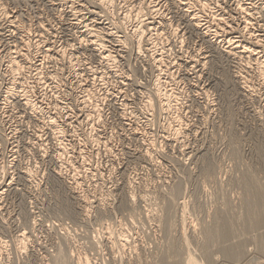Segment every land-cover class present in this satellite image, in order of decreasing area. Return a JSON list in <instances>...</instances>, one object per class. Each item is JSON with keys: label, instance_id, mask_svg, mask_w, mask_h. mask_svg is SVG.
I'll use <instances>...</instances> for the list:
<instances>
[{"label": "rangeland", "instance_id": "rangeland-1", "mask_svg": "<svg viewBox=\"0 0 264 264\" xmlns=\"http://www.w3.org/2000/svg\"><path fill=\"white\" fill-rule=\"evenodd\" d=\"M182 1L0 0V264H264V0Z\"/></svg>", "mask_w": 264, "mask_h": 264}, {"label": "bare ground", "instance_id": "bare-ground-1", "mask_svg": "<svg viewBox=\"0 0 264 264\" xmlns=\"http://www.w3.org/2000/svg\"><path fill=\"white\" fill-rule=\"evenodd\" d=\"M102 1V0H101ZM104 1V0H103ZM187 2L189 1V0H186ZM198 1V0H197ZM197 1H196V4H197ZM210 1V0H209ZM237 1V4H238V0H234V2H236ZM250 1V0H249ZM248 1V2H249ZM95 2H96V0H95ZM100 2V1H99ZM181 2H183L182 0H181ZM194 2H195V0H194ZM200 2V1H199ZM206 2V1H205ZM205 2H200V5L202 4V6L201 7H203V5H205L206 3ZM214 2V1H213ZM239 2H240V0H239ZM1 3V2H0ZM60 3V2H59ZM72 3V2H71ZM89 3V2H88ZM97 3V2H96ZM177 3V2H176ZM176 3H175V5H176ZM179 3H180V1H179ZM178 3V4H179ZM205 3V4H204ZM211 3V2H210ZM241 3V2H240ZM246 3V2H245ZM250 3H251V1L249 2V5H250ZM182 4V3H181ZM234 4V3H233ZM236 3H235V5L236 6H238ZM70 5V4H69ZM146 5V4H145ZM183 5V4H182ZM187 5H188V3H187ZM186 5V6H187ZM208 5V4H207ZM211 5V4H210ZM234 5V6H235ZM241 5V4H240ZM246 5V4H245ZM248 5V6H249ZM252 5V4H251ZM60 6V5H59ZM139 6V5H138ZM154 6V5H153ZM179 6V5H178ZM189 6V5H188ZM187 6V7H188ZM190 6H192V4L190 5ZM194 6V5H193ZM197 6V5H196ZM216 6V5H215ZM242 6V5H241ZM1 7V6H0ZM5 7V6H4ZM71 7V6H70ZM85 7V6H84ZM186 7V8H187ZM206 7H208V6H206L205 5V8ZM209 7H211V6H209ZM240 7V6H239ZM243 7H244V5H243ZM242 7V8H243ZM74 8V7H73ZM79 8V7H78ZM140 8V7H139ZM152 8V7H151ZM204 8V9H205ZM76 9V8H75ZM74 9V10H75ZM141 9V8H140ZM197 9V8H196ZM207 9H209V8H207ZM248 9V8H247ZM71 10V9H70ZM78 10V9H77ZM142 10V9H141ZM140 10V11H141ZM186 10H188V9H186ZM194 10H195V8H194ZM198 10H199V6H198ZM201 10H202V8H201ZM239 10H240V8H239ZM251 10H253V8L251 9ZM257 10V9H256ZM259 10H260V8H259ZM5 10H3V12H4ZM69 11V10H68ZM73 11V10H72ZM76 11V10H75ZM75 11H73L71 14H70V16H72L71 17V21L73 22L72 23V25H73V27L74 26H80V28L82 29V32L84 33V32H86V30L88 29V27H89V24H87V18L84 16V15H82V14H79V13H77V12H75ZM151 11H153V10H151ZM196 11V10H195ZM211 11V10H210ZM214 11V10H213ZM232 11V10H231ZM235 11V10H234ZM238 11V10H237ZM243 11H244V8H243ZM245 11H247V10H245ZM250 11V10H249ZM14 12V11H13ZM71 12V11H70ZM87 12H89V11H87ZM108 12V11H107ZM138 12V11H137ZM241 12V11H240ZM248 12V11H247ZM257 12H258V10H257ZM5 13V12H4ZM157 13V12H156ZM193 13V12H192ZM195 13V12H194ZM198 13V12H197ZM201 13H202V11H201ZM201 13L199 14V16L201 15ZM244 13V12H243ZM246 13V12H245ZM244 13V14H245ZM3 14V13H2ZM92 14V13H91ZM145 14V13H144ZM143 14V15H144ZM183 14H184V11H183ZM186 14V16H188L187 17V19H189L187 22H189V24L190 25H192V27L193 28H195L197 31L198 30H203V32H202V34L203 35H206L207 33H208V28L209 27H204V26H202V27H204V28H207V29H200L199 28V25H197V17H193V16H191V14H187V13H185ZM205 14V13H204ZM239 14V13H238ZM252 14H254V13H252ZM128 15V14H127ZM151 15V14H150ZM155 15H157V14H155ZM181 15V14H180ZM193 15V14H192ZM210 15V14H209ZM212 15V14H211ZM242 15V14H241ZM92 16H94V13H93V15ZM142 16V15H141ZM252 16V15H251ZM251 16H249V17H251ZM256 16V15H255ZM185 17V16H184ZM203 17V16H202ZM201 17V18H202ZM206 17V16H205ZM211 17H213V16H211ZM210 17V18H211ZM221 17H222V15H221ZM242 17H245V16H243L242 15ZM73 18V19H72ZM88 18H89V15H88ZM94 18V17H93ZM127 18V17H126ZM140 18H142V17H140ZM150 18H151V16H150ZM201 18H199L198 20H200ZM210 18H208V19H210ZM216 18H219L218 16H216ZM236 18V17H235ZM240 18H241V16H240ZM248 18V17H247ZM70 19V18H69ZM185 19V18H184ZM207 19V20H208ZM211 19H213V18H211ZM251 19V18H250ZM249 19V20H250ZM7 20V19H6ZM16 20V19H15ZM89 20V19H88ZM95 20V19H94ZM218 20H220V19H218ZM222 20V19H221ZM242 20H243V18H242ZM247 19L245 18V23H247L248 21H246ZM212 21V20H211ZM214 21H215V17H214ZM223 21V20H222ZM240 21H241V19H240ZM1 22V21H0ZM143 22V21H142ZM142 22H141V24H142ZM208 22V21H207ZM216 22V21H215ZM214 22V23H215ZM221 22V21H220ZM224 22H225V19H224V21H223V25H226V24H224ZM229 21H227L226 23H228ZM250 22V21H249ZM16 23V22H15ZM70 23V22H69ZM110 23V22H109ZM113 23V22H112ZM202 23V22H201ZM201 23H198V24H200L201 25ZM209 23H210V21H209ZM230 23V22H229ZM138 24V23H137ZM188 24V25H189ZM208 24V23H207ZM206 23H205V25H207ZM216 24V23H215ZM242 24V23H241ZM10 25V24H9ZM11 25H13V22H12V24ZM19 25V24H18ZM209 25V24H208ZM223 25H221V27H223ZM244 25V24H243ZM247 25V24H246ZM251 25V24H250ZM249 25V26H250ZM254 25V24H253ZM214 26V25H213ZM217 26H220V25H218L217 24ZM228 26V25H227ZM231 26V25H230ZM232 26H234V24L232 25ZM232 26H231V28H232ZM237 26V25H236ZM241 26V25H240ZM13 27V26H12ZM172 27V26H171ZM212 27V26H211ZM221 27H219V29L221 28ZM235 27V26H234ZM243 27H245V26H243ZM247 28H248V25L246 26ZM245 27V28H246ZM218 28V27H217ZM227 28V27H226ZM230 28V27H229ZM230 28V29H231ZM237 28V27H236ZM244 28V29H245ZM246 28V29H247ZM11 29V28H10ZM9 29V31H11ZM97 29V28H96ZM95 29V30H96ZM176 29V28H175ZM189 29V28H188ZM224 29V28H223ZM222 29V30H223ZM243 29V28H242ZM92 30H94V29H92ZM172 30H174V29H172ZM210 30H211V28H210ZM233 31L235 30L234 28L232 29ZM91 31V30H90ZM141 31V30H140ZM140 31H138L139 33H142V32H140ZM212 31H213V29H212ZM215 31V30H214ZM213 31V32H214ZM239 31V30H238ZM238 31H236V32H238ZM241 31V30H240ZM249 32H250V30H248ZM200 32V31H199ZM211 32V31H210ZM217 31H215V33H216ZM221 32V34H222V31H220ZM227 32V31H226ZM243 32V31H242ZM246 32H247V30H246ZM252 32V31H251ZM91 33H92V31H91ZM90 33V34H91ZM228 33H230V31L228 32ZM227 33V34H228ZM233 33V32H232ZM89 34V35H90ZM221 34H219V35H221ZM234 34V33H233ZM241 34V33H240ZM251 34V33H250ZM249 34V35H250ZM256 34V33H255ZM2 35V34H1ZM97 35V34H96ZM215 35V34H214ZM229 35V34H228ZM237 35V34H236ZM252 35V34H251ZM81 36V35H80ZM230 36V35H229ZM228 36V37H229ZM238 36V35H237ZM236 36V37H237ZM243 36V35H242ZM254 36V35H253ZM78 37V36H77ZM90 37H91V35H90ZM233 37V36H232ZM247 37V36H246ZM246 37H242V39L243 38H246ZM250 37V36H249ZM259 37V36H258ZM80 38V37H79ZM84 38V37H83ZM140 38V37H139ZM217 38V37H216ZM240 38H241V36H240ZM256 39L255 40H252L249 44L250 45H241L242 46V49L240 50V52L242 53V55H244L245 56V58H247V59H245V60H247V63H249V65L251 64V65H253V66H255L256 68V70L257 71H259V74H260V76L263 74L262 72H264V69H263V65L262 66H260V64H262L260 61H258V59H260L259 57L257 58V56H258V54L259 53H257L255 50L256 49H258V48H256V47H258V45H260V44H258V40H257V36L255 37ZM78 39V38H77ZM82 38H80V41L79 42H83L82 40H81ZM92 39V38H91ZM229 39V38H228ZM230 39H232L231 37H230ZM246 39H249V38H246ZM259 39V38H258ZM79 40V39H78ZM86 40V39H85ZM233 41H234V39H232ZM263 40V39H262ZM136 41V40H135ZM140 41V40H139ZM228 41V40H227ZM236 41V40H235ZM241 41H243V40H241ZM245 41V40H244ZM90 42L91 43H88L90 46H92V47H97V46H99V43L97 42V41H95V40H90ZM142 42V41H141ZM140 42V43H141ZM214 42V41H213ZM247 42V41H246ZM86 43V42H85ZM139 43V42H138ZM137 43V44H138ZM215 43V42H214ZM236 42H232L231 40H229L228 41V45H229V47H228V49H229V51L227 50V52L228 53H230V54H232L233 52H232V50H235L237 47H236V44H235ZM83 44V43H82ZM241 44V43H240ZM87 45V44H86ZM88 45V46H89ZM139 45V44H138ZM263 45V44H262ZM240 46V47H241ZM139 47V46H138ZM227 49V48H226ZM261 49V48H260ZM128 50V49H127ZM259 50V49H258ZM231 51V52H230ZM263 51V50H262ZM261 51V52H262ZM64 53V52H63ZM257 53V54H256ZM264 53V52H263ZM236 54V53H235ZM257 55V56H256ZM237 56H239V55H237ZM243 56V57H244ZM240 57H241V55H240ZM239 57V58H240ZM243 57H241V58H243ZM262 57V56H261ZM251 59L252 60H254L255 62L253 63V61H251ZM262 61H264V59H262ZM264 63V62H263ZM264 75V74H263ZM8 93H9V95H11V92H10V90L9 91H7ZM163 96H166V94L165 93H163L162 94ZM248 175V174H247ZM250 175V174H249ZM255 183H256V181H255ZM251 184V183H250ZM251 189V188H250ZM257 190V189H256ZM253 191V190H251L250 191V194H248L249 196H248V201H249V204L248 205H250V206H248V208L250 207V213H247L249 216H250V218L248 219V222H247V224L250 226L249 228H252V226H260L261 224V222L262 223H264V202H262L261 201V196H263V195H260L259 194V188H258V190L257 191ZM2 192V191H1ZM261 193V192H260ZM263 198V197H262ZM246 199V198H245ZM183 203V202H182ZM182 206V205H181ZM247 208V209H248ZM172 209V208H171ZM175 208H173V210H174ZM181 210V209H180ZM249 210V209H248ZM247 212V211H246ZM172 214V213H171ZM240 218V217H239ZM247 218H248V216H247ZM168 219V218H167ZM181 219H182V217H181ZM176 220V219H175ZM234 220V219H233ZM239 220V219H238ZM247 220V219H246ZM167 221V220H166ZM168 222H169V220H168ZM246 222V221H245ZM170 223V222H169ZM225 224L227 223V222H224ZM168 224V223H167ZM239 225V224H238ZM223 227V226H222ZM226 227V226H225ZM242 227V226H241ZM194 228V227H193ZM224 228V227H223ZM227 228H228V226H227ZM246 228V227H245ZM182 229V228H181ZM183 229H184V227H183ZM192 229V228H191ZM247 229V228H246ZM228 230H230V228L228 229ZM224 231H225V229H224ZM223 231V232H224ZM195 232V231H194ZM229 232V231H228ZM22 233H23V231H22ZM226 233V232H225ZM262 234V233H261ZM16 236H18V235H16ZM23 236V235H22ZM263 238L261 239V249H263V251H264V235L262 236ZM22 238V237H21ZM20 238V239H21ZM260 238V237H259ZM22 240V239H21ZM259 240V239H258ZM19 242V241H18ZM21 242V241H20ZM19 242V243H20ZM168 244V243H167ZM24 245V244H23ZM22 245V246H23ZM168 246V245H167ZM170 247H171V245H170ZM22 249V248H21ZM20 249V250H21ZM171 249H172V247H171ZM228 249V248H227ZM168 250H170V249H168ZM230 253V252H229ZM233 253L235 254V251L234 252H232V255H233ZM236 254H238L237 253V251H236ZM233 255V257H235V256H237V255ZM231 255V256H232ZM228 256V255H227ZM62 257V256H61ZM60 257V258H61ZM76 257V256H75ZM230 257V256H229ZM72 258V257H71ZM231 258V257H230ZM64 259V258H63ZM60 260V259H59ZM61 260H62V258H61ZM64 261H65V259H64ZM68 261V260H67ZM65 263V262H64ZM85 263V262H84ZM62 264H63V262H62ZM76 264V263H75ZM79 264V263H78ZM88 264V263H87Z\"/></svg>", "mask_w": 264, "mask_h": 264}]
</instances>
